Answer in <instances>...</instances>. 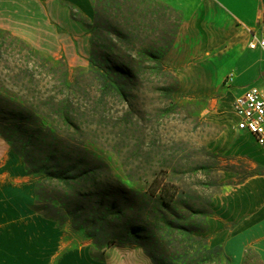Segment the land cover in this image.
I'll return each instance as SVG.
<instances>
[{
    "label": "rangeland",
    "instance_id": "rangeland-1",
    "mask_svg": "<svg viewBox=\"0 0 264 264\" xmlns=\"http://www.w3.org/2000/svg\"><path fill=\"white\" fill-rule=\"evenodd\" d=\"M127 1L128 14L135 13L131 47L134 52L127 60L143 68L137 89L128 101L130 106L125 107L129 123L111 121L80 142L85 154L102 165L100 176L110 183L107 194L112 208L104 207L99 212L88 208L82 215L74 210L75 217H69L70 209L56 206L53 211L58 218L49 219L60 229L50 228L49 234L64 237L61 246L66 250L85 248L97 260L107 254L115 264L127 261V252H140L152 264L143 249L149 232L153 243L161 247L165 241L181 244L184 229L197 227L204 231L199 235L207 238L210 246L222 249L220 242L231 236L237 223L230 216L235 192L250 182L258 190L264 188V153L250 135L235 129L232 98H192L177 92L176 76L164 66L163 57L176 37L182 20L179 12L157 0ZM70 10L86 28L83 61L76 57L78 49L71 60L64 55L39 52L67 69L70 79L76 77L90 84L87 73L92 33L88 27L94 25V18L88 20ZM11 36L33 48L25 40ZM101 44L98 39L97 46ZM108 102L112 111L119 108L118 100ZM155 175L163 177L176 194L169 211L156 198L149 209L142 206L147 186ZM28 179L34 191L33 179L29 175ZM121 191L122 197L116 201L112 194ZM42 195L38 200L34 195V210L44 215L40 208L51 201V195ZM261 197H254L258 207L264 203V194ZM243 264L261 261L248 248Z\"/></svg>",
    "mask_w": 264,
    "mask_h": 264
},
{
    "label": "trees",
    "instance_id": "trees-1",
    "mask_svg": "<svg viewBox=\"0 0 264 264\" xmlns=\"http://www.w3.org/2000/svg\"><path fill=\"white\" fill-rule=\"evenodd\" d=\"M128 6L127 0H94V25L88 27L90 84L70 79L68 70L54 60L0 31V137L32 177L36 199L43 193L51 195L52 203L40 208L48 218H58L56 206L70 209L69 217H75L74 210L82 215L88 208L97 212L112 208L107 194L110 183L100 176L102 165L85 154L80 142L111 121L129 123L125 107L130 106L143 68L127 60L134 52L135 24V13L128 14ZM113 99L119 101L116 111L109 106ZM169 186L155 175L142 206L149 209L156 198L169 211L176 198ZM112 195L120 200L122 191ZM203 232L186 228L181 244L165 241L161 247L149 232L143 249L152 264H231L219 246H210L199 235Z\"/></svg>",
    "mask_w": 264,
    "mask_h": 264
},
{
    "label": "crops",
    "instance_id": "crops-1",
    "mask_svg": "<svg viewBox=\"0 0 264 264\" xmlns=\"http://www.w3.org/2000/svg\"><path fill=\"white\" fill-rule=\"evenodd\" d=\"M157 1L182 19L163 57L164 66L176 76L180 95H224L233 100L264 81V56L248 48L250 30L264 18V0ZM70 9L85 19L94 18V0H0V30L37 51L68 60L78 49L76 57L82 62L86 28ZM254 184L241 185L230 201V216L237 223L220 244L231 264H243L248 248L264 264V203L254 204L264 188L258 190ZM34 205L23 164L0 137V264H115L107 254L97 260L85 248L64 249V237L49 234L50 228H60ZM126 255L127 261L117 264H151L140 252Z\"/></svg>",
    "mask_w": 264,
    "mask_h": 264
},
{
    "label": "built area",
    "instance_id": "built-area-1",
    "mask_svg": "<svg viewBox=\"0 0 264 264\" xmlns=\"http://www.w3.org/2000/svg\"><path fill=\"white\" fill-rule=\"evenodd\" d=\"M248 48L264 56V18L250 30ZM235 129L251 135L264 153V81L249 86L231 102Z\"/></svg>",
    "mask_w": 264,
    "mask_h": 264
}]
</instances>
